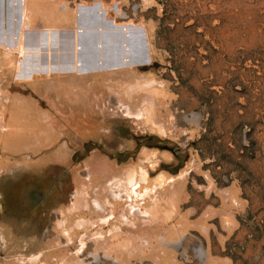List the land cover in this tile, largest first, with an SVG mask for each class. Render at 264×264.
I'll return each instance as SVG.
<instances>
[{
	"label": "rangeland",
	"instance_id": "374dc122",
	"mask_svg": "<svg viewBox=\"0 0 264 264\" xmlns=\"http://www.w3.org/2000/svg\"><path fill=\"white\" fill-rule=\"evenodd\" d=\"M0 264H264V0H0Z\"/></svg>",
	"mask_w": 264,
	"mask_h": 264
},
{
	"label": "crops",
	"instance_id": "0c3cea01",
	"mask_svg": "<svg viewBox=\"0 0 264 264\" xmlns=\"http://www.w3.org/2000/svg\"><path fill=\"white\" fill-rule=\"evenodd\" d=\"M81 29L78 28L76 31L62 30L58 33L52 32L51 40L50 33L45 29L31 31L25 42L26 53L21 59L18 78L25 82H31L34 78L37 79L43 75L47 77L52 74L56 78L66 77L69 81H80L84 75L103 71L102 69H105L101 64L103 60L96 55L89 57L93 49H103L101 40L89 47L88 45L91 44L85 42L88 37ZM79 30L83 31L81 36ZM77 42H80V44ZM79 45L81 50L78 49ZM87 48L88 50H86ZM79 59L93 61L95 66L99 63L100 66L97 65L94 70L88 72H80ZM37 82H39V79L35 83Z\"/></svg>",
	"mask_w": 264,
	"mask_h": 264
},
{
	"label": "bare ground",
	"instance_id": "6f19581e",
	"mask_svg": "<svg viewBox=\"0 0 264 264\" xmlns=\"http://www.w3.org/2000/svg\"><path fill=\"white\" fill-rule=\"evenodd\" d=\"M24 21V20H23ZM26 27H28V23H26V25H25ZM82 30V29H81ZM17 39V38H16ZM83 43V42H82ZM8 44V43H7ZM137 44V43H136ZM85 48V47H84ZM98 48V47H97ZM20 50V49H19ZM86 50H88V48L86 49ZM22 51V50H21ZM118 51V50H117ZM118 57V56H117ZM81 61H80V70L82 71L83 69H86L88 66H87V64L88 63H84L83 61H84V59H80ZM101 64H103V62L101 61ZM89 65V64H88ZM98 66H100L99 65V63L97 64ZM96 65V66H97ZM88 71V70H87ZM134 190H137L136 188L134 189Z\"/></svg>",
	"mask_w": 264,
	"mask_h": 264
},
{
	"label": "water",
	"instance_id": "95a60500",
	"mask_svg": "<svg viewBox=\"0 0 264 264\" xmlns=\"http://www.w3.org/2000/svg\"><path fill=\"white\" fill-rule=\"evenodd\" d=\"M82 33H83V31L79 30V34H80V36H81ZM19 36H20V35H19V33H18V37H19ZM77 43H78V42H77ZM78 44H80V42H79ZM78 49L81 50V46H80V45L78 46ZM24 53H26L25 48H24ZM78 66H80V59L78 60ZM165 149H168V147H165Z\"/></svg>",
	"mask_w": 264,
	"mask_h": 264
},
{
	"label": "flooded vegetation",
	"instance_id": "af4514ba",
	"mask_svg": "<svg viewBox=\"0 0 264 264\" xmlns=\"http://www.w3.org/2000/svg\"><path fill=\"white\" fill-rule=\"evenodd\" d=\"M20 47H21V50H22L20 56L22 57V56L24 55V47H23V46H20ZM22 47H23V48H22Z\"/></svg>",
	"mask_w": 264,
	"mask_h": 264
},
{
	"label": "built area",
	"instance_id": "2783aa9c",
	"mask_svg": "<svg viewBox=\"0 0 264 264\" xmlns=\"http://www.w3.org/2000/svg\"><path fill=\"white\" fill-rule=\"evenodd\" d=\"M21 50V49H20Z\"/></svg>",
	"mask_w": 264,
	"mask_h": 264
}]
</instances>
